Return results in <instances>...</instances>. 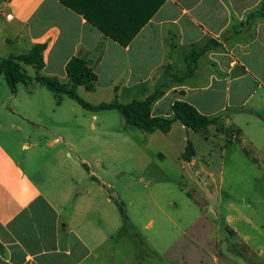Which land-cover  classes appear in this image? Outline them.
Segmentation results:
<instances>
[{
	"label": "crops",
	"instance_id": "1",
	"mask_svg": "<svg viewBox=\"0 0 264 264\" xmlns=\"http://www.w3.org/2000/svg\"><path fill=\"white\" fill-rule=\"evenodd\" d=\"M36 44L46 45L41 73L62 83L69 81L66 66L73 57L88 62L97 74L95 87H78L88 101L128 103L161 88L153 116L172 117L174 102L186 101L233 130L256 155L259 163L252 164L264 166V0H0V58L28 53ZM207 44L195 73L177 80L188 69L186 57ZM19 84L12 92L0 83V264H116L108 255L113 236L85 221L89 210L78 203L66 207L71 187L48 193L28 171L40 166L35 152L44 144L37 127L52 101L41 92L47 87L29 90L23 83L24 93ZM63 96L56 106L66 103ZM74 112L86 117L75 106ZM56 141L45 145L55 148ZM193 148L190 165L196 163ZM85 199L92 208L87 193ZM196 205V219L162 249L164 263L255 264L230 244L232 233L264 264V246L251 234L255 224L244 207L229 202L223 215L213 204Z\"/></svg>",
	"mask_w": 264,
	"mask_h": 264
},
{
	"label": "rangeland",
	"instance_id": "2",
	"mask_svg": "<svg viewBox=\"0 0 264 264\" xmlns=\"http://www.w3.org/2000/svg\"><path fill=\"white\" fill-rule=\"evenodd\" d=\"M0 83L9 90L2 74ZM18 86L27 92L23 83ZM41 90L47 92L52 106L47 115L41 112L37 127L43 135L36 137L44 144L34 150L40 166L27 169L48 193L61 195L71 187V202L66 207L78 203L89 210L85 221L89 219L113 236L108 251L113 262L166 264L162 249L196 219L197 202L212 204L213 193L218 191L220 201L213 204L214 209L224 210V215L229 202L244 207L255 224V229L248 227L251 234L264 246V166L252 164L259 163L256 155L240 144L233 130L225 129L222 123L187 130L176 121L169 133H145L128 125L116 109L99 111L94 120L76 101L63 96L66 103L56 106L57 95L47 88ZM80 95L89 100L82 92ZM73 106L85 112L86 117L71 113ZM24 136L19 135L18 140L32 141ZM56 138L55 148L45 145ZM188 141L197 155L192 165L184 158ZM103 180L105 186L101 189ZM85 193L93 201L90 209ZM221 225L224 229L225 224ZM231 235L228 234L230 244L238 243L235 246L239 253L257 264L258 258L246 252L241 241Z\"/></svg>",
	"mask_w": 264,
	"mask_h": 264
},
{
	"label": "trees",
	"instance_id": "3",
	"mask_svg": "<svg viewBox=\"0 0 264 264\" xmlns=\"http://www.w3.org/2000/svg\"><path fill=\"white\" fill-rule=\"evenodd\" d=\"M210 46V44H207L198 51L193 50L185 59L188 64L186 73L181 76H175L176 79L182 81L191 77L197 69L199 57ZM45 47V44H36L28 53L0 58V74L4 75L12 92H15L19 82L24 83L29 90H32L37 85H43L57 95L58 102L60 97L65 94L90 111L116 109L120 111L128 125L145 133H153L157 130L168 133L175 121H180L192 130L203 129L219 122L218 118H210L203 115L194 106L182 100L174 102L172 117L153 116L152 105L164 93L161 88L156 89L142 100H132L128 103H121L118 100L98 104L92 103L83 98L78 92L80 85H84L87 90H92L95 87L97 74L89 66L88 62L84 58L73 57L66 66L69 81L62 83L56 77L41 73L45 64L43 56ZM29 68L34 70V74L30 73ZM194 154L193 144L188 141L184 154L185 160L191 161Z\"/></svg>",
	"mask_w": 264,
	"mask_h": 264
},
{
	"label": "water",
	"instance_id": "4",
	"mask_svg": "<svg viewBox=\"0 0 264 264\" xmlns=\"http://www.w3.org/2000/svg\"><path fill=\"white\" fill-rule=\"evenodd\" d=\"M205 182H207V179H205ZM209 189L210 193H213L212 189L207 185L206 186ZM217 201V194L213 193V200H212V204H214Z\"/></svg>",
	"mask_w": 264,
	"mask_h": 264
}]
</instances>
